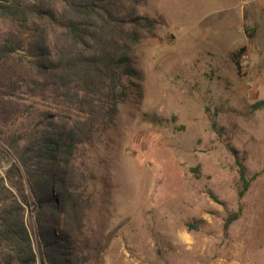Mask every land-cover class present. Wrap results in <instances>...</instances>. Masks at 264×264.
I'll return each mask as SVG.
<instances>
[{"label":"rangeland","instance_id":"1","mask_svg":"<svg viewBox=\"0 0 264 264\" xmlns=\"http://www.w3.org/2000/svg\"><path fill=\"white\" fill-rule=\"evenodd\" d=\"M128 5L119 16L132 17ZM133 15L155 23L124 25L140 34L128 53L138 77H123L113 122L76 152L78 233L66 237L55 213L66 264H264V104L253 108L264 100V3L140 0ZM11 29L0 16V44ZM241 47L250 76L232 61ZM32 59L27 49L0 53V176L28 133L77 113ZM229 146L254 175L241 199ZM25 218L35 244L36 208L26 206Z\"/></svg>","mask_w":264,"mask_h":264},{"label":"trees","instance_id":"2","mask_svg":"<svg viewBox=\"0 0 264 264\" xmlns=\"http://www.w3.org/2000/svg\"><path fill=\"white\" fill-rule=\"evenodd\" d=\"M55 1L61 4L57 9L38 0H0V16L12 26L0 44L1 55L27 49L35 57L31 64L36 75L60 89L59 95L77 112L72 119L66 117L68 122H47L28 133L25 143L15 148L16 162L0 176V264H66L60 243L64 236L55 235L53 222L59 221L56 212L63 215L66 237L80 229L83 176L75 162L76 152L113 122L117 104L126 97L123 77H138L128 53L140 34L124 25L153 28L155 23L153 18L133 15L140 0ZM125 4H130L125 8L131 18L118 14ZM52 25L58 29L54 38L49 32ZM244 50L241 47L232 54L239 69ZM262 104L264 100H259L253 108ZM228 148L237 165V197L241 199L254 175H247L236 149ZM26 206L36 208L35 244L25 218ZM46 212L48 217L42 220ZM239 212L240 208L227 215L224 228Z\"/></svg>","mask_w":264,"mask_h":264},{"label":"built area","instance_id":"3","mask_svg":"<svg viewBox=\"0 0 264 264\" xmlns=\"http://www.w3.org/2000/svg\"><path fill=\"white\" fill-rule=\"evenodd\" d=\"M248 54L247 53H243L240 56V71H242L244 74H246L247 76H250V74H248L247 71V66H248Z\"/></svg>","mask_w":264,"mask_h":264},{"label":"crops","instance_id":"4","mask_svg":"<svg viewBox=\"0 0 264 264\" xmlns=\"http://www.w3.org/2000/svg\"><path fill=\"white\" fill-rule=\"evenodd\" d=\"M252 1H257L258 3H264V0H252ZM262 4H259V6H261ZM263 6V5H262Z\"/></svg>","mask_w":264,"mask_h":264}]
</instances>
